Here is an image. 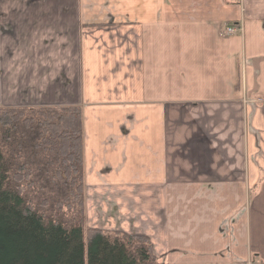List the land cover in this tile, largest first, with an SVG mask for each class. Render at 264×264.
Listing matches in <instances>:
<instances>
[{"label":"crops","instance_id":"obj_1","mask_svg":"<svg viewBox=\"0 0 264 264\" xmlns=\"http://www.w3.org/2000/svg\"><path fill=\"white\" fill-rule=\"evenodd\" d=\"M238 1L0 0V106L80 105L86 225L165 264H264V0Z\"/></svg>","mask_w":264,"mask_h":264},{"label":"trees","instance_id":"obj_2","mask_svg":"<svg viewBox=\"0 0 264 264\" xmlns=\"http://www.w3.org/2000/svg\"><path fill=\"white\" fill-rule=\"evenodd\" d=\"M80 105L0 106V264H165L141 234L86 225Z\"/></svg>","mask_w":264,"mask_h":264},{"label":"built area","instance_id":"obj_3","mask_svg":"<svg viewBox=\"0 0 264 264\" xmlns=\"http://www.w3.org/2000/svg\"><path fill=\"white\" fill-rule=\"evenodd\" d=\"M235 30H236L235 27L230 26L227 28V33H233Z\"/></svg>","mask_w":264,"mask_h":264},{"label":"rangeland","instance_id":"obj_4","mask_svg":"<svg viewBox=\"0 0 264 264\" xmlns=\"http://www.w3.org/2000/svg\"><path fill=\"white\" fill-rule=\"evenodd\" d=\"M238 1V0H237ZM239 2V1H238ZM92 3V2H91ZM88 4H90V2H88ZM88 7H90V6H88ZM232 25H234V24H231V26ZM234 27V26H233ZM262 45H264V42L262 43ZM6 107H19V106H13V105H11V106H6Z\"/></svg>","mask_w":264,"mask_h":264}]
</instances>
